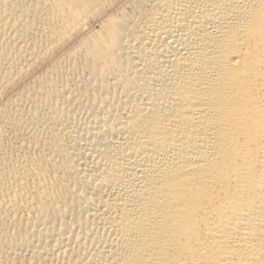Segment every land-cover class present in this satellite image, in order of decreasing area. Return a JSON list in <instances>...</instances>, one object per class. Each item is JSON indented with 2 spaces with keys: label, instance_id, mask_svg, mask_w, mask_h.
I'll list each match as a JSON object with an SVG mask.
<instances>
[{
  "label": "bare ground",
  "instance_id": "obj_1",
  "mask_svg": "<svg viewBox=\"0 0 264 264\" xmlns=\"http://www.w3.org/2000/svg\"><path fill=\"white\" fill-rule=\"evenodd\" d=\"M133 1L68 53L89 106L62 63L0 103V264H264V0ZM105 2L0 0V95Z\"/></svg>",
  "mask_w": 264,
  "mask_h": 264
},
{
  "label": "rangeland",
  "instance_id": "obj_2",
  "mask_svg": "<svg viewBox=\"0 0 264 264\" xmlns=\"http://www.w3.org/2000/svg\"><path fill=\"white\" fill-rule=\"evenodd\" d=\"M109 1V2H108ZM133 0H107V4L106 2L103 4L102 6V11L100 13V15H105L103 13H106L107 16H110L111 14L113 15H119V11L117 13V10H119V5L122 4L121 6H123L127 11L130 13H133L135 12V10L137 9L138 7V4L133 1ZM138 1V0H137ZM124 2V3H123ZM126 2V3H125ZM114 3V4H113ZM118 3V4H117ZM128 3V4H127ZM133 3H135L136 5H134ZM116 4V5H115ZM112 5V6H111ZM106 6V7H105ZM67 7V5H66ZM116 7V8H115ZM109 14V15H108ZM100 15H93V16H90L86 22L81 25L78 26V30L77 28L75 29H72L74 30V32L72 33V30L70 31L68 37L66 39H64L63 41H61V45L59 43H56V47L55 45L51 48L50 51H48V53H44L45 56L42 55V59L40 58L38 62H35V64L31 65L30 69H28L27 71H24L17 79L16 81V85L12 87V90L10 89L8 92L4 93V94H1L0 95V103H5L6 101H8V99L10 97H13L14 95H16V93L20 92V90H24V89H29V88H32V86L34 87L35 85V80L40 77L42 74H44L45 72H48V70L54 65V64H61L62 65H65L66 67L69 66V69L70 70H67L68 68H66L65 70V74L61 75L63 77H58V82H59V88H64V86L66 87H69L67 90L68 92L74 96V97H77L79 100H83L85 103H87L89 106V104H91V99L94 97V95H99L100 92H101V89L100 88H97V87H92L90 89H88L87 87V82H88V78H90L89 76L91 75V72H90V69L87 68V70L85 69L86 67L84 66L83 62H82V56L78 55V57H76L77 59H71L69 58V51L70 52H73V50H75L77 47H79L78 45L80 44V41L82 39V37L88 33H91L92 31H95V30H98L101 25L104 23L105 19H106V15H105V18L104 16H100ZM99 16V17H98ZM104 18V19H103ZM83 26V27H82ZM84 33V34H83ZM72 38V39H71ZM67 43V44H66ZM58 44V45H57ZM80 48V47H79ZM73 49V50H72ZM78 50V48H77ZM80 56V57H79ZM64 57V59L62 58ZM80 58V59H79ZM58 60H62L58 63ZM65 60V61H64ZM68 61V62H67ZM70 63V64H69ZM74 65V66H73ZM83 66V67H82ZM30 71V72H29ZM73 71V72H72ZM89 71V72H88ZM56 77V75H55ZM71 77V78H70ZM74 80V81H73ZM99 80V79H98ZM96 80V81H98ZM69 81V82H68ZM79 81V82H78ZM84 81V82H83ZM69 84H68V83ZM99 82V81H98ZM109 85L111 83L112 85V82L111 79H109ZM34 83V84H33ZM80 83V84H79ZM63 84V85H62ZM71 85V86H70ZM85 86V87H84ZM66 87V88H67ZM81 88V89H80ZM80 89V91H79ZM99 90V91H98ZM113 90V88L111 87V91ZM18 91V92H17ZM72 91V92H71ZM88 91V92H87ZM74 92V93H73ZM76 92V93H75ZM94 92V93H93ZM80 93V94H79ZM88 93V94H87ZM8 98H7V96ZM57 94V96L59 97V94L58 93H55V95ZM76 94V96H75ZM82 94V95H81ZM83 95H84V98H83ZM88 95V96H86ZM2 97V99H1ZM5 97V98H3ZM62 97V96H61ZM59 97V98H61ZM90 99H89V98ZM83 98V99H82ZM28 102L25 103V107L26 109H28L29 107L31 108V102L29 101H26ZM84 117V116H82ZM15 128V129H14ZM14 132H17L14 134ZM12 133V134H11ZM23 135V137H22ZM25 133L18 127L16 126H12L10 130H8L6 136H7V142H8V145L9 146V149L11 147V151L8 149L7 152H8V157H10V153H11V158H18V154H20L21 152H23L24 148L26 149V151L30 152V154L32 153L33 156H36L37 154L39 155L40 152H41V146H38L36 143H34L33 141H29L27 139H30L27 135H25L26 137H24ZM19 136V137H18ZM28 137V138H27ZM23 138V139H22ZM27 138V139H26ZM12 139V140H11ZM18 139V140H17ZM25 140V141H24ZM31 140V139H30ZM23 141L25 143V145L23 144ZM27 141V142H26ZM9 142H12V143H9ZM30 143L31 147L28 146ZM35 145H34V144ZM14 145L13 147L11 145ZM23 147H22V146ZM34 145V146H33ZM38 147V148H35V147ZM28 147V148H27ZM12 148H15V149H12ZM30 148V149H29ZM22 151H20V150ZM28 149V150H27ZM36 149V150H35ZM13 150V152H12ZM15 150V151H14ZM18 150V151H17ZM20 151V152H19ZM40 151V152H39ZM39 152V153H38ZM14 156H13V155ZM16 154V155H15ZM67 181L70 182L71 184L73 183V178L68 176L67 175ZM55 179V177H54ZM71 180V181H70ZM55 182H56V179H55ZM58 192L61 191L60 189L61 186H62V183L58 181ZM36 186V185H35ZM60 188V189H59ZM35 189H37V187H32L30 188V191L31 193H34L35 192ZM30 191H28V196L32 195L30 193ZM65 193V192H64ZM62 194V198L61 196H59L57 198V201H59L58 203H63V200L65 199V197H63L65 194ZM61 194V193H59ZM32 196H30L31 198ZM59 199V200H58ZM62 199V200H61ZM31 199H29V201L27 203H24L23 207H21L19 210H16V211H8L5 213V215L3 216L2 215V218L0 219V231H2V229H5L6 231L8 232H11L13 229H17L19 227V225H21L20 223L22 222H26L28 219L30 218H34L36 216V213H37V210H36V203L33 202L31 203L30 201ZM28 204V206L26 205ZM34 207V208H33ZM26 208V209H25ZM52 211V212H51ZM14 212V213H13ZM16 212V213H15ZM55 214V215H54ZM49 215L50 216H56V213L53 212V209H51L49 211ZM32 216V217H31ZM6 217V218H5ZM12 217V218H11ZM13 219V220H12ZM4 221V226L6 227H3V222ZM20 222V223H18ZM14 223V224H13ZM15 223H16V226H15ZM17 223L19 225H17ZM11 224V225H10ZM9 227V228H8ZM9 229V230H8ZM13 230V231H14ZM49 257V258H48ZM43 264H65V263H62V262H56L55 260H53L51 258V256H45L44 257V261H43Z\"/></svg>",
  "mask_w": 264,
  "mask_h": 264
}]
</instances>
